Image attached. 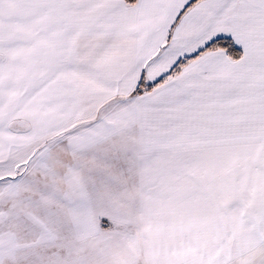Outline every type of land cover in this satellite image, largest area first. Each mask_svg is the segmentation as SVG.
<instances>
[{
	"label": "snow or ice",
	"instance_id": "snow-or-ice-1",
	"mask_svg": "<svg viewBox=\"0 0 264 264\" xmlns=\"http://www.w3.org/2000/svg\"><path fill=\"white\" fill-rule=\"evenodd\" d=\"M0 264H264V0H0Z\"/></svg>",
	"mask_w": 264,
	"mask_h": 264
}]
</instances>
